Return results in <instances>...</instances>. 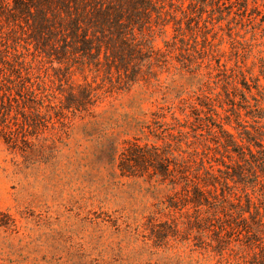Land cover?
<instances>
[{"label": "trees", "instance_id": "trees-1", "mask_svg": "<svg viewBox=\"0 0 264 264\" xmlns=\"http://www.w3.org/2000/svg\"><path fill=\"white\" fill-rule=\"evenodd\" d=\"M261 21L255 0H0V139L48 162L80 119L104 170L157 194L155 246L264 264V56L238 31ZM106 86L139 99L100 108Z\"/></svg>", "mask_w": 264, "mask_h": 264}, {"label": "rangeland", "instance_id": "rangeland-1", "mask_svg": "<svg viewBox=\"0 0 264 264\" xmlns=\"http://www.w3.org/2000/svg\"><path fill=\"white\" fill-rule=\"evenodd\" d=\"M255 1L264 13V0ZM253 25H239V39L253 44L256 56H264V25L257 26L256 36ZM253 60L259 61L251 56L248 63ZM254 69L258 73V66ZM100 93L104 109L128 111L132 100L139 99L135 91L126 94L107 86ZM144 107L155 106L146 100ZM47 135L53 157L39 163L25 161L0 139V209L9 211L18 225L13 232L0 229L2 263L195 264L199 253L189 244L157 247L145 236L157 194L146 183L104 170L80 119L67 134L60 128Z\"/></svg>", "mask_w": 264, "mask_h": 264}]
</instances>
